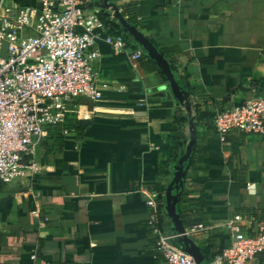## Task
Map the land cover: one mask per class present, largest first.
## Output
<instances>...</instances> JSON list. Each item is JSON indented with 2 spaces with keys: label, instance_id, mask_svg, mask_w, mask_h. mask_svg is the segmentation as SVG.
<instances>
[{
  "label": "crops",
  "instance_id": "1",
  "mask_svg": "<svg viewBox=\"0 0 264 264\" xmlns=\"http://www.w3.org/2000/svg\"><path fill=\"white\" fill-rule=\"evenodd\" d=\"M82 7L113 23L125 50L96 40L101 97L65 101L62 120L44 125L35 174L0 186V264H164L148 225L151 197L172 243L186 235L198 264H228L217 257L229 244V221L240 215L253 233L264 219V135H220L213 115L264 96V0H82ZM173 128L182 155L191 147L181 162L167 152ZM173 200L183 232L168 212ZM252 264H264V251Z\"/></svg>",
  "mask_w": 264,
  "mask_h": 264
},
{
  "label": "built area",
  "instance_id": "2",
  "mask_svg": "<svg viewBox=\"0 0 264 264\" xmlns=\"http://www.w3.org/2000/svg\"><path fill=\"white\" fill-rule=\"evenodd\" d=\"M36 1L38 7L0 0V183L4 184L25 182L35 174L33 155L44 125L62 120L65 101L101 97L93 69L99 55L96 40L103 38L116 52L125 50L122 35L86 12L82 0ZM108 11L115 19L116 9L108 6ZM140 55L134 50L130 57L137 60ZM213 124L220 135L231 130L264 135V96L216 110ZM147 204L154 210L148 225L164 264H198L157 225L155 198ZM242 219L235 215L229 221V244L218 260L252 264L264 251V219L253 233L242 228Z\"/></svg>",
  "mask_w": 264,
  "mask_h": 264
},
{
  "label": "water",
  "instance_id": "3",
  "mask_svg": "<svg viewBox=\"0 0 264 264\" xmlns=\"http://www.w3.org/2000/svg\"><path fill=\"white\" fill-rule=\"evenodd\" d=\"M172 86L174 87L175 91L178 92L174 82H172ZM190 153H191V147L189 146L187 149V152L180 157L179 162L187 158L190 155ZM174 166H175L174 181L181 182V174H182L181 168L177 164H175ZM168 212L170 216L172 217L177 230H179L180 232H183L184 227L181 225L180 214L176 211V202L174 200L169 204ZM182 240L185 244L184 250L188 252L189 254H191L194 257L195 261L198 263L201 259V254L198 248L194 244H191V245L189 244L186 235L182 236Z\"/></svg>",
  "mask_w": 264,
  "mask_h": 264
},
{
  "label": "trees",
  "instance_id": "4",
  "mask_svg": "<svg viewBox=\"0 0 264 264\" xmlns=\"http://www.w3.org/2000/svg\"><path fill=\"white\" fill-rule=\"evenodd\" d=\"M18 1L22 2L23 0H18ZM109 24H111L112 31L114 33L118 34L119 32L114 27V24L113 23H109ZM181 137H182V135H181L180 130L178 128H173L172 129L171 143H170V145L168 147V151H167L168 154H170V156L173 159V161H177V159L184 153V151L180 149V147L182 145V138ZM3 185H4V183H0V186H3ZM176 245L179 246L180 248H184V243L181 242L180 240H178ZM202 263L206 264L207 263V258L204 259L202 261Z\"/></svg>",
  "mask_w": 264,
  "mask_h": 264
}]
</instances>
